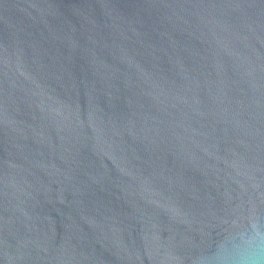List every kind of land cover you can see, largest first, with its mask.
I'll return each instance as SVG.
<instances>
[{"label": "water", "instance_id": "obj_1", "mask_svg": "<svg viewBox=\"0 0 264 264\" xmlns=\"http://www.w3.org/2000/svg\"><path fill=\"white\" fill-rule=\"evenodd\" d=\"M0 264H264V0H0Z\"/></svg>", "mask_w": 264, "mask_h": 264}]
</instances>
